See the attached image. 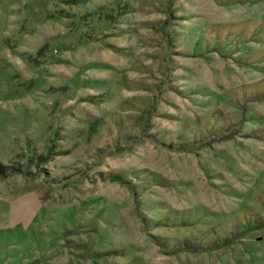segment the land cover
Returning a JSON list of instances; mask_svg holds the SVG:
<instances>
[{
	"label": "rangeland",
	"instance_id": "rangeland-1",
	"mask_svg": "<svg viewBox=\"0 0 264 264\" xmlns=\"http://www.w3.org/2000/svg\"><path fill=\"white\" fill-rule=\"evenodd\" d=\"M0 264H264V0H0Z\"/></svg>",
	"mask_w": 264,
	"mask_h": 264
}]
</instances>
